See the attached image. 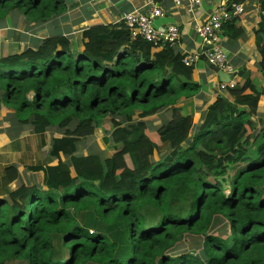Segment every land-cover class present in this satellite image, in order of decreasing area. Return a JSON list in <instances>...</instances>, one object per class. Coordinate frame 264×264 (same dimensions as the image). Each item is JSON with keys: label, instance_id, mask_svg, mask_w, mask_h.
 <instances>
[{"label": "trees", "instance_id": "trees-1", "mask_svg": "<svg viewBox=\"0 0 264 264\" xmlns=\"http://www.w3.org/2000/svg\"><path fill=\"white\" fill-rule=\"evenodd\" d=\"M66 1L0 0V20L20 10L28 22H45L64 13ZM245 1L231 0L227 9L232 14L231 5ZM259 3L261 81L226 88L191 141V115L178 103L200 86L174 45L154 52L119 22L83 30L77 55L67 37L53 35L0 56V108L14 124L35 134L67 129L53 140L52 155L71 157L75 140L109 132L98 174L64 179L55 168L47 190L20 185L0 199V264H264V125L252 120L264 96ZM236 18L222 27L230 39L242 35ZM164 112L170 118L156 129L143 121ZM165 144L167 154L151 162ZM17 175L6 168L0 185ZM220 221L223 231L211 232ZM185 235L202 238L201 254L166 253ZM63 249L66 259L58 258Z\"/></svg>", "mask_w": 264, "mask_h": 264}, {"label": "crops", "instance_id": "crops-1", "mask_svg": "<svg viewBox=\"0 0 264 264\" xmlns=\"http://www.w3.org/2000/svg\"><path fill=\"white\" fill-rule=\"evenodd\" d=\"M156 1L165 12L163 18L155 21L156 26L163 27L174 24L180 29V38L173 46V50L180 55H184L190 52L201 51L203 48L200 37L194 30L195 26L203 24L207 17L217 7L224 6L228 8V4L231 0H203L201 6L195 12H189L187 10L185 1L179 6L175 5L173 0ZM144 2L145 0H67L65 12L45 22L36 24L28 22L20 10L10 11L5 20L7 21L9 18L12 22L14 19L12 24L23 21L28 22L30 25L41 24L45 26V36H36V39H29V42L34 44V48L37 47L43 39L49 36L63 35L69 39L71 46L72 43L78 41L79 46L73 44L74 49L83 50V30L97 25H112L119 23L123 14L141 7ZM240 5L243 8V12L237 16L234 25L242 29V35L237 39H230L221 30L220 38L227 57V63L234 70V77L236 78L237 85L243 86L248 78L254 81H261L258 76L260 54L256 47L257 36L255 32L261 22L262 11L259 0H246ZM5 20H0V25ZM50 26H53L52 31L49 29ZM155 51H158V49L154 50V52ZM192 78L200 86L199 93L192 98L180 101L178 106L183 107L188 114L191 115L192 125L197 129L202 124L207 109L217 97L222 96L225 89H219L218 85L222 82L217 77L216 73L209 69V65L203 55L193 66ZM245 93L247 94L248 91ZM261 105L263 108L260 107ZM3 110L10 112V110L4 106L0 108V112ZM258 113H261L263 120L264 96L259 98L256 112L257 117L259 116ZM169 118L170 114L165 112L151 116L149 121L152 126L148 127L150 129H156L166 121L165 119ZM6 137V135L0 136V138L4 140H6ZM16 182L17 181L14 180L4 187L0 185L1 194L2 192H6V194L7 192H12L15 188L14 183Z\"/></svg>", "mask_w": 264, "mask_h": 264}, {"label": "rangeland", "instance_id": "rangeland-1", "mask_svg": "<svg viewBox=\"0 0 264 264\" xmlns=\"http://www.w3.org/2000/svg\"><path fill=\"white\" fill-rule=\"evenodd\" d=\"M5 21L0 25L1 57L20 52L25 48H34V44H31L29 39H36V36L43 37L46 35V28L41 24L30 25L28 22L23 21L12 24L14 19L11 22L9 18L6 22ZM52 27L53 26L49 27L51 31ZM73 44L79 46V43L78 41L72 43V53L77 55V53L82 50L74 49ZM260 107H262V105ZM10 112L6 110L0 112V136H7L6 140L0 138V179L6 168L15 167V169L18 170V175L16 178L17 182L14 183L15 188L12 191L16 190L20 185L36 186L41 190H47L45 181L55 168L58 176L64 179L70 178L79 180V175H83V177H93L94 174L99 173L98 163L103 160L107 153L105 139L109 132L104 133L103 130L96 129L93 135L73 142L75 145V152L71 157L65 155L61 151L54 156L50 153L53 140L63 138L65 136L64 132L67 129L48 127L44 134H35L32 127L24 128L14 124ZM258 114L259 116L253 117L252 120L257 127H261L264 125V119L262 120L261 113ZM112 117L115 118V116ZM117 119L119 120V118ZM149 119L150 117L143 121L147 123V126H152ZM136 121L137 119L134 118L133 122ZM73 125V123L70 124L69 128ZM129 125L130 123H126L125 121L122 122V126L127 130H129ZM195 132L196 128H193L189 133V141L193 139ZM184 146H187V143H185ZM167 152L168 149L165 144L153 152L150 161H158L160 158H163ZM6 195V192H3V194H0V199L6 197ZM223 224V221H220L213 227L211 232L221 233L223 231ZM60 238V236L53 237L54 244L58 250L61 248ZM201 246V237L185 235L180 242L175 244L174 247L166 253L176 255L181 253H190L192 255L201 254ZM58 258L66 259L67 251L65 249L61 250V254ZM5 264L26 263L20 260H8Z\"/></svg>", "mask_w": 264, "mask_h": 264}, {"label": "built area", "instance_id": "built-area-1", "mask_svg": "<svg viewBox=\"0 0 264 264\" xmlns=\"http://www.w3.org/2000/svg\"><path fill=\"white\" fill-rule=\"evenodd\" d=\"M183 1L186 2L189 12H195L201 6L203 0H173L174 4L178 6L183 4ZM231 11L232 14L224 6L217 7L203 24L195 26L194 30L200 37L203 48L201 51L186 53L182 58V63L186 67H191L203 55L208 65H214L226 73L229 80L218 85L220 90L233 88L237 85L234 70L227 63V57L220 38L223 24L232 17L240 15L243 8L240 4H232ZM164 16L165 12L156 0H145L141 7L123 14L120 22L128 30L130 40L139 38L151 43L155 49H161L165 46L175 45L181 33L180 29L174 24L157 27L155 21Z\"/></svg>", "mask_w": 264, "mask_h": 264}, {"label": "water", "instance_id": "water-1", "mask_svg": "<svg viewBox=\"0 0 264 264\" xmlns=\"http://www.w3.org/2000/svg\"><path fill=\"white\" fill-rule=\"evenodd\" d=\"M209 69H211L214 73H216L217 77L220 79L221 82L224 83L228 82L229 76L226 73H224L214 65H209Z\"/></svg>", "mask_w": 264, "mask_h": 264}]
</instances>
